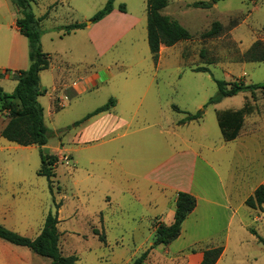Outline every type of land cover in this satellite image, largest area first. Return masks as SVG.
<instances>
[{
  "label": "rangeland",
  "instance_id": "rangeland-1",
  "mask_svg": "<svg viewBox=\"0 0 264 264\" xmlns=\"http://www.w3.org/2000/svg\"><path fill=\"white\" fill-rule=\"evenodd\" d=\"M92 1L100 5L103 0ZM184 1L206 2L209 7L205 10L187 8L182 5ZM125 2L131 10L138 9L143 4V0H118L119 4H126ZM48 3L49 0H31L34 14L39 15ZM169 3V12L174 13L192 36L191 40L181 42L173 49L169 60L165 61L164 68L159 72L158 81L163 94L160 118L164 125L173 123L174 127L169 133L156 137L154 149H148L142 154L141 160L131 165L132 174L143 176L149 167L163 161L168 147L173 143V147L179 152L181 166L192 163V153L200 156L197 167L200 162L211 164L212 175L221 178L227 188H231L232 202L238 208L241 201L264 182V92L257 91L254 99L250 92L240 93L233 98L224 99L220 104L207 107L201 121L179 127L175 125L186 117L185 113L195 114L202 110L210 98L216 95L218 88L215 79L229 84L264 83V62L246 63L242 59L243 54L256 41L264 43V0H223L216 4L212 0H169ZM87 9L79 5L78 10L72 11L73 21L86 20L80 18ZM57 12L55 21L65 23L67 8H59ZM8 21L5 19L2 23L7 24ZM46 21L48 27L54 24L51 20ZM215 22L221 23L219 34L214 38L203 39L202 35ZM11 28L8 25L0 30V57L3 56L4 49L12 46L14 42V29ZM70 40L65 39L60 43ZM43 45L45 48L52 46L49 37H45ZM146 46L150 52L148 43ZM197 68H207L209 72H195ZM2 77L4 76L0 73V79ZM0 86L6 93L13 90L11 83L2 79ZM94 98V108H101L109 102L103 103L105 101H101L103 97L99 94ZM246 103L254 111L246 118L243 136L234 142H224L217 112L239 110ZM79 106L59 112L52 119L48 116L45 118V124L52 132L47 149L21 147L0 138V192L3 193L0 195V225L7 212L2 205H7L12 210L13 217L29 212V222L34 226L39 225L50 212L56 213V204H61L59 217L62 223L59 229L67 231L69 252L75 251V255L79 257L77 264H132L154 245V234L148 219V210L143 205L144 197L139 195L136 198L132 194H121L113 190L118 181L112 187H103L102 181L108 179L109 171L114 176L117 175L115 178L120 177L118 161L128 169V158L124 154L116 157L117 160L113 159L111 166L102 168L103 163H100L101 167H90L87 161L92 155L98 156L99 160H107V152L93 154L97 150H85L79 154L69 153L74 160L78 158L81 163L61 164L59 158L57 178L52 184V190L48 180L39 176L41 153L54 154V150L60 148V139L68 140L74 124L87 116L79 115ZM173 106L183 113L173 110ZM5 123V113L0 108V130ZM67 132L69 134L65 136ZM64 146L68 149L71 143ZM138 181L144 187L142 179ZM107 192L111 194L110 203L105 197ZM5 195H12L10 202L6 201ZM239 212L243 221L264 239V213L260 209L254 211L246 205H242ZM256 216L262 219L254 221ZM93 229L99 230L101 234L105 233L106 243L93 234ZM243 236L250 240L246 239L242 247L232 246L225 254L222 264H264V246L250 232ZM160 248L149 255L146 264H187L188 252L175 254L166 246ZM34 257L30 264L49 263L45 258L37 255Z\"/></svg>",
  "mask_w": 264,
  "mask_h": 264
},
{
  "label": "crops",
  "instance_id": "crops-1",
  "mask_svg": "<svg viewBox=\"0 0 264 264\" xmlns=\"http://www.w3.org/2000/svg\"><path fill=\"white\" fill-rule=\"evenodd\" d=\"M106 1L108 0H103L102 4L97 5L92 0H49L40 14L35 15L37 18L47 15L41 21L43 31L41 46L43 52L49 54L51 58L49 69L40 73V86L45 91L44 96L39 98L44 109V121L47 116L52 119L59 112L75 109L78 105H80L78 113L82 117L92 113L95 111L92 109L100 107L94 108L96 105L94 97L97 94L102 95L101 101H105L103 103L110 100L115 102L109 111L102 112L74 126L73 131H70L72 135L68 137V140L60 139V148L54 150V154L51 153V155L60 158L61 164L65 162L71 165L73 162L78 165L81 161L78 158L74 160L69 153L79 154L85 150L89 152L97 150L93 154L107 152V160L104 158L99 160L98 156L92 155L87 161L90 167H101L100 163H103L102 168H107V165L111 166L113 159L124 154L128 158V169L118 161L120 177L115 178L117 175L114 176V173L109 171L108 179L102 181L103 187H112L118 181L113 190L121 194L144 197L143 205L148 210V219L152 225L154 237L160 224L169 226L174 222L178 193L192 194L197 199V207L183 223L180 237L166 247L175 254L188 252L187 264H201L204 250L223 247V254L217 263L222 264L225 254L232 246L242 247L246 239L250 240L243 234L249 233L253 228L243 221L239 210L242 205H245L247 198L253 195L256 188L241 201L238 208H235L231 188H227L224 181L215 173L217 178L212 175L211 164L200 162L197 167V159L199 160L200 156L192 153V163L181 166L179 152L173 147V143L168 147L166 158L163 161L149 167L143 176L132 174L131 165L141 160L142 154L148 149H154L156 137L173 130V123L164 125L160 118L163 94L158 78L165 61L169 60L171 52L179 43L173 47L161 46L158 61L154 62L146 46L148 43L147 0H143V4H140L138 9L132 10L129 9L128 3L119 4L118 0H115L113 11L100 22L87 24L86 28L70 34L59 30L63 26L86 23L105 6ZM193 4L184 1L182 5L195 8ZM79 5L88 8L80 18L86 20L74 22L72 11L78 10ZM121 5H125L126 12L120 11ZM64 7L68 10L66 22L55 21L58 9ZM169 7L170 3L161 12L162 15L178 21L185 28L181 21L173 15L174 13L169 12ZM19 17L17 8L10 0H0V30L8 25L10 29L11 27L14 29V42L12 46L4 49L3 56L0 57V73L4 76L1 79L10 82L13 86L10 93L17 85L16 73L27 70L30 66L28 41L16 27ZM5 19L9 20L7 24L2 23ZM46 20H51L54 24L48 27ZM46 36L52 43V46L48 48H45V44L43 45ZM65 39L71 40L67 43H60ZM80 110H83V114ZM4 113L6 123L2 126L0 134L9 121L7 113ZM179 122L175 126H181ZM243 129L236 140L243 136ZM67 134L69 133L67 132L65 136ZM171 134L173 135V131ZM70 143L71 147L67 149L64 145ZM46 147L47 145L44 146L45 149ZM115 165L117 167L116 162ZM125 176L130 178H125ZM139 179L144 182V187H141ZM124 180H126L125 183ZM262 184L264 185V182ZM0 195L3 193L0 192ZM12 195H5L6 201L10 202ZM110 195V192L105 195L109 203L111 202ZM2 206L7 212L0 226L30 239H35L41 234L46 218H43L39 225L33 226L29 222V212L19 213L17 217H13L12 210L7 205ZM256 210L258 209L254 211ZM260 212L264 213V206ZM261 219L260 216H256L254 221L258 222ZM59 221V247L64 256L75 255V251L69 252L67 245L69 237L67 231L63 232L59 229L62 223L60 217ZM255 238L257 240V237ZM160 246L152 252L160 250ZM35 255L37 254L27 247L16 246L0 239V264H30ZM47 260L50 264L51 260Z\"/></svg>",
  "mask_w": 264,
  "mask_h": 264
},
{
  "label": "trees",
  "instance_id": "trees-1",
  "mask_svg": "<svg viewBox=\"0 0 264 264\" xmlns=\"http://www.w3.org/2000/svg\"><path fill=\"white\" fill-rule=\"evenodd\" d=\"M17 8L20 17L16 21V27L19 33L28 41V58L30 66L27 70L16 73L17 85L10 94L6 93L0 86V108L7 113L9 119L7 125L1 131L0 137L10 143L21 147L46 146L52 132L47 128L44 121V109L39 102V98L44 96L45 91L40 86V73L48 70L51 58L42 50L41 38L43 31L41 21L46 17L37 18L32 10L31 0H10ZM223 0H212L214 4ZM115 0H108L105 6L99 10L90 20L92 24L98 23L108 16L114 9ZM169 0H147V39L150 52L154 62L157 63L161 46L173 47L180 42L192 39L191 34L178 21L162 15V11L168 6ZM195 8L206 9L209 7L206 2H196ZM121 12H126L125 5L120 6ZM87 27L86 23L72 24L60 27L59 30L65 34L81 30ZM221 23L215 22L209 31L202 35L203 39L216 37L221 30ZM243 62L263 63L264 62V43L256 41L251 48L243 54ZM195 72L208 73L207 68H197ZM218 91L216 95L208 101L202 110L195 114L185 113L186 117L179 122V125H186L192 122H198L203 119L205 109L209 106L220 104L224 99L233 98L240 93L250 92L253 99L257 91L264 92L263 84L245 85L243 82L227 83L215 79ZM230 86V88H227ZM115 102L110 100L106 105L96 109L88 114L81 121L74 124L78 126L89 120L95 115L109 111ZM173 110L181 112L176 106ZM254 108L246 103L239 110H226L217 112V121L224 142H233L243 129L245 118L251 115ZM41 169L39 176L48 180L52 190V184L57 178L56 168L59 158L55 155H44L41 153ZM245 205L251 209H263L264 206V185H260L245 201ZM61 204H56V213L50 212L45 221V226L41 234L30 239L14 233L3 226H0V239L13 245L27 247L35 254L50 259V264H77L79 261L75 255L64 256L60 247V233L58 231L59 213ZM197 199L190 193L179 192L176 199V208L174 222L169 225L160 224L155 232L154 245L148 248L132 264H146V261L152 251L160 245L168 246L177 240L182 232L183 223L187 217L196 209ZM250 233L257 237L258 242L264 246V239L258 235L255 230ZM93 234L98 236L99 240L106 243L105 233L93 229ZM224 248L217 247L206 249L203 252L201 264H217L223 254Z\"/></svg>",
  "mask_w": 264,
  "mask_h": 264
},
{
  "label": "water",
  "instance_id": "water-1",
  "mask_svg": "<svg viewBox=\"0 0 264 264\" xmlns=\"http://www.w3.org/2000/svg\"><path fill=\"white\" fill-rule=\"evenodd\" d=\"M212 3H213V2H212ZM87 24L89 25V24H91V22H88Z\"/></svg>",
  "mask_w": 264,
  "mask_h": 264
}]
</instances>
